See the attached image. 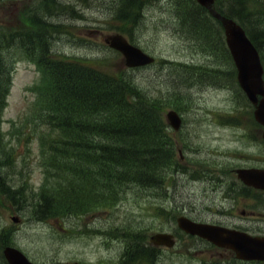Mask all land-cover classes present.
I'll list each match as a JSON object with an SVG mask.
<instances>
[{"label":"rangeland","instance_id":"374dc122","mask_svg":"<svg viewBox=\"0 0 264 264\" xmlns=\"http://www.w3.org/2000/svg\"><path fill=\"white\" fill-rule=\"evenodd\" d=\"M36 1L39 0H8L0 3V29L21 31L22 17L25 16L29 5ZM60 1L70 6L69 11L53 19H63L67 16L69 20L66 22L73 24L68 29L65 28L66 31L61 30L54 35L50 41L52 49L66 55H76L91 60L88 63L103 66L115 73H124L127 68L123 56L104 42V37L119 31V23L113 17L116 9L114 0ZM166 7L167 1L164 0L155 1L148 6L145 10L146 16L143 18L144 24L132 32L135 41L146 46L149 52L162 59L164 57L180 61L193 59L196 62L211 63L212 59H209L206 52L203 54L202 51L190 45L186 38L179 39L174 33L171 24L167 21L169 13ZM21 47L22 45L15 42L8 51L11 53V58L16 57L17 60L13 68L7 106L1 114L3 132H0V166L7 165L17 170L21 176L29 177L30 185L27 188L26 200L17 205L13 202L10 205L8 202L0 205V230L5 229L8 232L6 234L8 242L23 249L37 264H122L116 258L123 255V252H131L135 249L130 236L135 231L138 232V236L153 232L155 226L159 225L156 220L159 217L153 216L152 213L159 207V202L163 201L166 204L163 205L164 208L170 206L165 194L161 192L163 185L160 184L159 189L155 191L152 187L132 186L119 195V199L115 202L117 206L95 205L92 211L82 217L40 220L35 209L27 201L32 200L33 194L36 196L37 186L43 179L42 166L38 161L39 156L44 153V148H47L45 142L50 135L47 133L49 126L46 116L37 109V102H34L35 96L29 89V86L38 79L40 72L34 63L22 57L21 50L24 49ZM33 52H36V49ZM101 61L104 63H100ZM160 62L138 70L129 69L126 72L133 76L137 75L136 80L147 96L166 105L163 110L165 118L168 110L173 107L172 98L176 100L177 95L189 94V102L183 105V111L187 112V118L191 120L192 138L182 147L186 157L181 160L180 173L186 175L187 167L189 168V177L186 176L187 179L185 180V177L183 179L188 182V190L197 193L198 197L193 194L192 198H188L183 190L184 181L180 176L182 181L179 177L172 185L174 190L172 207L183 209L187 204H189L187 208L199 205L201 207L206 199L199 190L194 188L200 185L195 183L192 186L191 180V175L193 179L198 178L193 173L199 174L201 167L193 161L208 165L207 161H210L211 156L215 157V153H222L225 157L224 155L230 152L227 148L224 150L211 146L215 143L209 139H216V133L210 130L218 129L225 137L231 138L235 118L233 102L228 97L235 96L238 101L239 99L233 92V80L230 81V90L224 85L227 83L226 78L220 79L215 76L211 79L206 77L205 82L195 81L193 85H187L191 86L188 90L183 91L184 86L182 88L180 85L177 86L174 78L170 76V71L166 67L168 64L164 65ZM212 70L216 69L210 68L207 71ZM219 70L222 72L227 69ZM173 87L176 88L175 92ZM241 102L247 105L244 100ZM247 116L249 115L242 112L239 113V117L236 116L242 123L239 125L236 123L237 162L248 160L249 156L254 154L257 156L264 154L259 147L250 146L253 138L241 136L244 131L252 130L253 132L254 130ZM175 136L179 143L181 140L177 133ZM15 141L18 142V146L14 151L10 145ZM177 152V157L180 158V152ZM44 158L49 160L48 153H44ZM172 180H174L173 176H171V183ZM204 187L203 185L202 188ZM244 207L246 204L239 205L237 212L240 213ZM256 207L260 208L259 205ZM17 208L20 210L17 211ZM206 208L207 206L204 205L203 211ZM160 209V211L163 210L162 207ZM13 215L19 216L18 222L11 219ZM164 219L161 227H167L169 224L168 218L164 217ZM143 223L152 227L149 226L150 229L144 232L141 228ZM85 226L94 227V229L88 231ZM185 240L190 242L188 238ZM1 250L0 244V264H6L1 260ZM180 250L177 253L163 252L166 258L165 264H169V261L173 262L176 258L182 259ZM137 264H147V262L141 260Z\"/></svg>","mask_w":264,"mask_h":264},{"label":"trees","instance_id":"16d2710c","mask_svg":"<svg viewBox=\"0 0 264 264\" xmlns=\"http://www.w3.org/2000/svg\"><path fill=\"white\" fill-rule=\"evenodd\" d=\"M142 2L115 0L114 19L122 23L125 33L138 23ZM43 6L45 17L40 14ZM218 9L246 28L264 62V0H221ZM60 11L55 0H40L26 9L21 31L0 29V116L10 46L15 42L22 45V57L34 61L41 70L36 84L37 109L44 113L51 129L45 142L50 152L48 176L39 193L27 202L44 220L78 216L95 205L115 206L119 195L134 185L155 190L175 158L161 114L164 108L140 89L134 76L52 50L50 41L63 23L51 17ZM176 11L183 32L201 43L204 37L212 38L205 44L208 50L227 54L222 26L205 7L196 0H176ZM186 25L189 31H185ZM24 197L25 192L7 181L0 166V205L10 201L19 204ZM130 239L137 244L129 252V264L152 256L144 236L138 238L135 231ZM0 240L7 242L6 232Z\"/></svg>","mask_w":264,"mask_h":264},{"label":"flooded vegetation","instance_id":"af4514ba","mask_svg":"<svg viewBox=\"0 0 264 264\" xmlns=\"http://www.w3.org/2000/svg\"><path fill=\"white\" fill-rule=\"evenodd\" d=\"M234 143L236 146V133L234 135ZM264 167V166H263ZM205 173V191L207 193L206 206L203 209L185 210L186 216L195 221L205 222L213 225L226 226L231 229H239L252 234L264 235V214L257 212L255 209L241 210V214H236V207L242 202L249 200L256 201V190L253 187L246 186L247 192L236 194V159L231 162L222 163L219 166H210L204 170ZM237 200V202H236ZM204 207V205L202 206ZM183 210V213H184ZM260 214L259 216L257 214ZM262 217L263 219H258ZM174 227H176L174 225ZM175 235L177 233L174 228ZM192 236L191 239H194ZM196 239V238H195ZM198 244V253L200 256V264H264L263 261L242 260L236 257V253L229 248L219 247L214 243L201 239ZM199 241L198 239L195 242ZM162 252L159 247V252ZM163 261L162 256H159ZM219 257V260L215 258ZM238 260V261H236ZM159 264H165L160 262Z\"/></svg>","mask_w":264,"mask_h":264},{"label":"water","instance_id":"95a60500","mask_svg":"<svg viewBox=\"0 0 264 264\" xmlns=\"http://www.w3.org/2000/svg\"><path fill=\"white\" fill-rule=\"evenodd\" d=\"M199 1L209 7L214 16L222 20L228 44L238 67L239 81L242 87L246 90L249 98L257 105L255 110L256 118L264 124V69L257 48L247 36L245 29L237 23L236 20L222 15L213 8L212 3L214 0ZM112 44L124 52L127 63L130 65L143 64L150 60V58H147V56L139 49L129 45L120 35L113 37ZM258 94H261L262 98L259 99ZM168 116L171 119L172 124L178 127L180 118L176 112H169ZM252 173L253 172L247 170H242L240 176L244 179H251ZM258 177H260V175H258ZM181 225L187 229L194 228L192 226H187L186 222H182ZM192 231L196 232V229H192ZM197 232L202 234L199 230H197ZM158 237H160V235H154L152 240L158 241ZM252 251L254 253L258 252V250ZM6 255L11 264H33L16 248H6Z\"/></svg>","mask_w":264,"mask_h":264},{"label":"bare ground","instance_id":"6f19581e","mask_svg":"<svg viewBox=\"0 0 264 264\" xmlns=\"http://www.w3.org/2000/svg\"><path fill=\"white\" fill-rule=\"evenodd\" d=\"M97 10V9H96ZM30 37V36H29ZM38 47V46H37ZM31 49V48H30ZM29 50V49H28ZM48 50V49H47ZM49 52V51H48ZM41 56V55H40ZM63 66V65H62ZM72 66V65H71ZM74 69V68H73ZM71 70V69H70ZM3 71V70H2ZM81 73V72H80ZM88 87V86H87ZM90 98V97H89ZM109 102V101H108ZM102 107V106H101ZM120 109V108H119ZM151 110V109H150ZM152 111V110H151ZM145 112V111H144ZM106 113V112H105ZM143 113V112H142ZM147 125V124H146ZM145 127V126H144ZM94 144V143H93ZM109 148V147H108ZM157 148V146H156ZM154 151V150H153ZM154 154V153H153ZM157 155V154H156ZM156 159V158H155Z\"/></svg>","mask_w":264,"mask_h":264}]
</instances>
